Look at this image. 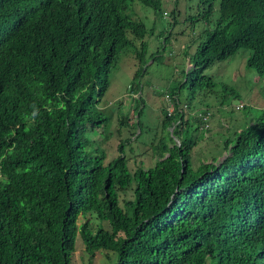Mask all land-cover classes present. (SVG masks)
<instances>
[{
  "label": "trees",
  "instance_id": "1",
  "mask_svg": "<svg viewBox=\"0 0 264 264\" xmlns=\"http://www.w3.org/2000/svg\"><path fill=\"white\" fill-rule=\"evenodd\" d=\"M134 2L161 14L158 0H0V264H70L78 233L112 264H264V113L226 130L216 163H193L201 123L165 106L174 127L138 153L153 154L148 167H130L129 139L108 160L90 145L89 132L96 146L110 136L97 105L118 52L138 42L145 57ZM239 49L264 75V0H219L179 89H213L203 70Z\"/></svg>",
  "mask_w": 264,
  "mask_h": 264
},
{
  "label": "rangeland",
  "instance_id": "2",
  "mask_svg": "<svg viewBox=\"0 0 264 264\" xmlns=\"http://www.w3.org/2000/svg\"><path fill=\"white\" fill-rule=\"evenodd\" d=\"M158 1L161 14L157 15L153 7L133 3L134 16L150 29V33L144 38L145 57L143 61L137 58L135 52L140 50L138 42L135 47L118 52L116 62L109 73L108 89L97 105L102 118H107L100 128L108 129L110 136L100 146L94 145V141L98 143L96 140L101 137L96 135L97 130L87 133V137L91 139L90 145L93 148L97 147L106 152L107 160L119 153L116 144L129 139L125 144L126 153H129V147H133L134 152L131 155H135V158L129 160L130 167H134L140 159L144 161V166L148 167L153 161V154H150V151L146 155L138 153H146L150 144L159 136H167L166 129L169 128L164 129L161 124L162 106H166L165 94L174 92L181 105L188 104L189 113L191 108L198 112L208 107L212 115L217 117L218 124L215 127V120L211 118L208 129L198 128L197 132H194L197 143L191 152L194 164L199 161L216 163L227 153L222 144L226 130L235 124L243 128L264 113V75L248 67L249 49H239L234 55L216 61L203 70V74L211 77L216 83L213 89H196L192 94L186 86L179 89L187 71L193 65V55L201 40L202 31L212 27L218 17L219 0H211L213 10L206 18H203L202 14L207 9V4L201 0ZM136 71H139L140 75L133 79ZM131 85H137V93L130 90ZM224 93L225 101L221 104ZM138 95L141 99L135 98ZM135 105L138 106L136 113L132 109ZM173 111H177L175 103ZM122 117L129 122L125 126L119 125ZM195 119L190 117L192 128L200 124L201 118ZM132 129L135 133L133 136L130 133ZM136 135L138 142L134 140ZM129 195L130 192L126 194L127 197ZM85 218L79 217V223ZM98 222L91 217L93 226H97ZM104 225L106 227L107 224ZM70 261V264H112L101 250L93 257L89 256L79 233L75 238V251Z\"/></svg>",
  "mask_w": 264,
  "mask_h": 264
},
{
  "label": "built area",
  "instance_id": "3",
  "mask_svg": "<svg viewBox=\"0 0 264 264\" xmlns=\"http://www.w3.org/2000/svg\"><path fill=\"white\" fill-rule=\"evenodd\" d=\"M175 103V107L177 109V111L179 112H185L188 110L189 106L187 103H183L182 105L179 103L178 98L174 95H171L170 93H166L165 94V109L167 112V115H171L174 111H173V106ZM200 112V113H199ZM210 111L205 109H201V111H198L196 113L197 118H201V125L200 128L202 129H208L210 126ZM174 127V125L171 126V128H169L170 130ZM175 141L177 142V144L179 143V140L177 138H174Z\"/></svg>",
  "mask_w": 264,
  "mask_h": 264
},
{
  "label": "crops",
  "instance_id": "4",
  "mask_svg": "<svg viewBox=\"0 0 264 264\" xmlns=\"http://www.w3.org/2000/svg\"><path fill=\"white\" fill-rule=\"evenodd\" d=\"M170 93V92H169ZM175 96V95H174ZM177 96V95H176ZM192 110V111H191ZM191 112L189 113V110H187V111H185L184 113L186 114V115H190V116H188L189 118L190 117H193L194 119L195 118H197V116H196V113H197V111L195 110H193V108H191ZM189 113V114H188ZM195 115V116H194ZM212 119H214L215 121H213V125H214V127H215V125L216 124H218L216 121H218V119H217V117H215V115H212V117H211ZM221 119V118H220ZM222 120V119H221ZM220 120V121H221ZM212 121V120H211ZM211 121H210V123H211Z\"/></svg>",
  "mask_w": 264,
  "mask_h": 264
},
{
  "label": "clouds",
  "instance_id": "5",
  "mask_svg": "<svg viewBox=\"0 0 264 264\" xmlns=\"http://www.w3.org/2000/svg\"><path fill=\"white\" fill-rule=\"evenodd\" d=\"M163 15H166V13H165V12H163Z\"/></svg>",
  "mask_w": 264,
  "mask_h": 264
}]
</instances>
